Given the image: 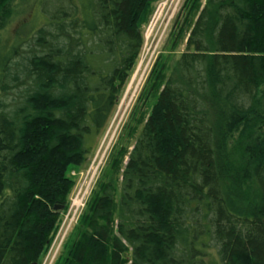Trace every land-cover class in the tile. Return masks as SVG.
<instances>
[{"label":"trees","instance_id":"obj_1","mask_svg":"<svg viewBox=\"0 0 264 264\" xmlns=\"http://www.w3.org/2000/svg\"><path fill=\"white\" fill-rule=\"evenodd\" d=\"M17 1L0 0V264H33L51 244L69 171L111 118L161 0H42L3 37ZM200 1L176 18L186 48L156 76L121 177L98 184L63 264H264V0ZM230 182L253 189L246 213Z\"/></svg>","mask_w":264,"mask_h":264},{"label":"rangeland","instance_id":"obj_2","mask_svg":"<svg viewBox=\"0 0 264 264\" xmlns=\"http://www.w3.org/2000/svg\"><path fill=\"white\" fill-rule=\"evenodd\" d=\"M85 1L78 2L81 10ZM191 1L161 0L146 10L141 20L144 42L140 56L121 90L111 118L96 138L95 147L87 162L69 171L76 184L68 196L67 207L61 210L59 227L51 244L33 264H63L81 230L82 217L88 210L98 184L112 176L121 177L129 153L156 101L150 93L156 76L159 74L167 78L176 68L177 61L186 48L190 28H185L181 34L175 22L181 12L185 15ZM208 1L201 0L197 8H202ZM41 2L42 0H18L13 19L2 36L11 37L20 24L35 17ZM184 3L187 4L184 6ZM194 18L195 15L193 20ZM241 140H227V150L234 159L239 160L242 155ZM230 183L226 195L231 207L237 212L246 213L251 206L253 189H249L245 183L242 186L240 184V187Z\"/></svg>","mask_w":264,"mask_h":264},{"label":"water","instance_id":"obj_3","mask_svg":"<svg viewBox=\"0 0 264 264\" xmlns=\"http://www.w3.org/2000/svg\"><path fill=\"white\" fill-rule=\"evenodd\" d=\"M63 208V206H55V209H62ZM34 264H36V263H34Z\"/></svg>","mask_w":264,"mask_h":264}]
</instances>
